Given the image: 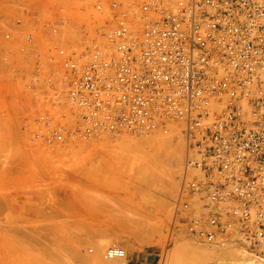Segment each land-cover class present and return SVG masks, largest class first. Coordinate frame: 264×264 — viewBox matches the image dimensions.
Segmentation results:
<instances>
[{"label": "built area", "instance_id": "1", "mask_svg": "<svg viewBox=\"0 0 264 264\" xmlns=\"http://www.w3.org/2000/svg\"><path fill=\"white\" fill-rule=\"evenodd\" d=\"M19 7L3 36H21L17 54L35 69L25 89L42 95L36 138L143 137L179 123L175 231L264 252V0ZM122 252L106 255L147 264Z\"/></svg>", "mask_w": 264, "mask_h": 264}, {"label": "rangeland", "instance_id": "2", "mask_svg": "<svg viewBox=\"0 0 264 264\" xmlns=\"http://www.w3.org/2000/svg\"><path fill=\"white\" fill-rule=\"evenodd\" d=\"M52 1L0 0V264H85L76 250L89 257L97 242L106 243L100 255L118 245L128 261L168 264L166 254L177 246H212L172 226L185 155L179 123L143 137L36 138L42 95L25 89L35 69L17 54L21 36L3 33L20 4L34 9ZM157 137L172 140L158 149ZM243 251L264 264V252Z\"/></svg>", "mask_w": 264, "mask_h": 264}, {"label": "bare ground", "instance_id": "3", "mask_svg": "<svg viewBox=\"0 0 264 264\" xmlns=\"http://www.w3.org/2000/svg\"><path fill=\"white\" fill-rule=\"evenodd\" d=\"M171 140L172 138H168V137H157V138H154L152 142L156 143V146L158 147V149H160L164 146L170 145ZM148 146H146V149L148 148ZM143 152L145 153L144 154L145 157H148V158L150 157L149 153H147L146 151H143ZM144 161L146 162L147 160L144 159ZM192 241H195L200 244H207V243L199 242L197 240H192ZM105 244L106 243L104 242H97L95 252L89 257H85V258L83 257L84 254L80 251V249L76 248L77 249V250L75 249L76 255L81 257V259L84 261L85 264H126L125 263L126 260L124 257L117 256L114 258H109L106 255V250L109 249V247L119 248L121 251L126 253L127 252L126 249L122 246L109 245L110 243L108 242L107 245L109 246L106 245L107 247L105 248L103 252L104 254L101 252L102 255H100V251L102 250ZM207 245H212V246H202V245L194 244V243L188 244L186 247L177 246L166 254L165 261H168L170 258V263L168 262V264H177L178 260L183 262V260L185 261L186 259L187 261H191L189 264H263L262 261H260V259L255 258L253 255L247 254L246 252H244L243 250L253 253V251L247 250L244 247H240L238 245H231L227 243L223 245H213V244H207ZM232 247H236L237 249L232 248ZM262 249L263 248H259L257 250L261 251ZM51 251L50 253H53ZM56 257H57V254H56Z\"/></svg>", "mask_w": 264, "mask_h": 264}]
</instances>
